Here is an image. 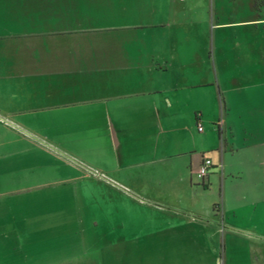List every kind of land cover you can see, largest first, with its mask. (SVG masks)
<instances>
[{
  "label": "crops",
  "instance_id": "1",
  "mask_svg": "<svg viewBox=\"0 0 264 264\" xmlns=\"http://www.w3.org/2000/svg\"><path fill=\"white\" fill-rule=\"evenodd\" d=\"M174 2L0 0V124L41 150L56 151L75 132L64 128L52 135L37 128L47 125L54 114L64 126L66 121L106 119L113 127L114 141L124 146V193L142 205L184 219L151 236L172 234L174 238L173 230L189 229L176 243L171 239L147 244L148 234L124 239V264H184L176 254L191 252L206 254L191 264H217L206 233L214 222L168 208L177 206L167 191L189 181L193 185V170L205 156L211 157L206 154L207 140L196 141L190 150L184 144L173 147L170 132L176 137L181 122L196 127L211 115L220 136V147L211 149H217L221 158L218 163L211 157L213 166L233 173L237 170L228 162V152L236 154L241 143L249 142L247 132L243 139L238 134L236 108L222 88L219 59L187 55L191 42L177 38L175 29L185 31L190 25L156 16L171 12ZM131 12L153 17L149 22L142 17L124 22V14ZM213 74L219 81L216 85L209 84ZM135 152L140 156L130 160ZM178 168L183 171L180 179L174 175ZM42 186L34 184V188ZM114 241L105 242L90 263L99 264L101 254L113 253Z\"/></svg>",
  "mask_w": 264,
  "mask_h": 264
},
{
  "label": "rangeland",
  "instance_id": "2",
  "mask_svg": "<svg viewBox=\"0 0 264 264\" xmlns=\"http://www.w3.org/2000/svg\"><path fill=\"white\" fill-rule=\"evenodd\" d=\"M156 16L190 25L185 31L175 29L177 38L191 42L187 55L219 59L222 88L236 108L238 134L243 139L247 132L249 138L244 145L239 143L236 154H227L236 173L218 165L203 180L196 167L193 185L189 181L167 191L177 206L168 208L214 222L206 233L217 264H264V0H175L171 12ZM138 17L149 22L153 16L131 12L124 14V22ZM210 79L209 84L219 82L215 74ZM57 115L37 127L52 135L64 128L75 132L56 151L41 150L0 124V264H91L89 259L113 240V253L101 254L99 264H124V239L148 234L147 244L171 239L176 243L189 230H173L174 238L152 237L184 219L124 193V146L114 141L113 127L104 118L76 124L71 119L72 123L59 125ZM209 116L196 127L181 122L179 135L170 132V144H184L190 150L205 139L206 154L221 163L217 149H211L220 147L217 121ZM119 137L124 143V135ZM140 154L135 152L130 160ZM174 175L180 179L183 171L178 168ZM36 182L43 186L34 188ZM176 256H182L184 264L206 258L194 252Z\"/></svg>",
  "mask_w": 264,
  "mask_h": 264
},
{
  "label": "built area",
  "instance_id": "3",
  "mask_svg": "<svg viewBox=\"0 0 264 264\" xmlns=\"http://www.w3.org/2000/svg\"><path fill=\"white\" fill-rule=\"evenodd\" d=\"M201 130V126L199 127ZM214 162L211 157L205 156L198 171V176L201 177L203 180L205 179L206 175L209 173V170L213 168Z\"/></svg>",
  "mask_w": 264,
  "mask_h": 264
},
{
  "label": "trees",
  "instance_id": "4",
  "mask_svg": "<svg viewBox=\"0 0 264 264\" xmlns=\"http://www.w3.org/2000/svg\"><path fill=\"white\" fill-rule=\"evenodd\" d=\"M204 185H205V186H208V184H207V183H205Z\"/></svg>",
  "mask_w": 264,
  "mask_h": 264
}]
</instances>
